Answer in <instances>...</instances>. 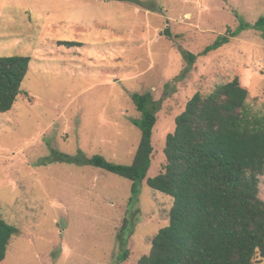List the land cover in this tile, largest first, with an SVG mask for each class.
<instances>
[{
  "label": "rangeland",
  "instance_id": "1",
  "mask_svg": "<svg viewBox=\"0 0 264 264\" xmlns=\"http://www.w3.org/2000/svg\"><path fill=\"white\" fill-rule=\"evenodd\" d=\"M139 1L0 0V56L31 57L22 92L0 113V215L19 228L0 264H115L131 229L121 264L149 254L173 197L144 180L137 208L130 179L59 159L99 154L131 164L142 136L133 93L161 101L149 177L163 170L166 137L197 92L239 75L252 111L264 112V32L246 29L199 55L239 16L255 23L264 0ZM184 51L198 57L179 77ZM126 216L137 221L120 240Z\"/></svg>",
  "mask_w": 264,
  "mask_h": 264
},
{
  "label": "trees",
  "instance_id": "2",
  "mask_svg": "<svg viewBox=\"0 0 264 264\" xmlns=\"http://www.w3.org/2000/svg\"><path fill=\"white\" fill-rule=\"evenodd\" d=\"M239 20V26L229 28L199 55L220 48L246 29L264 32V15L255 23L240 16ZM165 34L171 35L169 29ZM59 44L81 45L76 41ZM184 54L188 66L179 77L198 57L188 51ZM30 62L27 55L0 56V113L13 108ZM132 97L141 112L134 124L142 136L131 164L115 163L99 154L87 158L62 152L59 159L92 164L130 179L133 185L129 204H137V208L144 180L151 188L173 197L169 224L159 230L149 254L137 264H260L264 258V112L252 111L249 89L239 75L218 83L208 94L197 92L188 100L175 118V130L166 137V163L155 176L148 174L161 101L155 100L152 92L133 93ZM134 218H124L120 240L131 229L130 224L136 223ZM17 233L19 228L0 215V263ZM133 233L132 229L126 231L115 264L128 259V240Z\"/></svg>",
  "mask_w": 264,
  "mask_h": 264
}]
</instances>
